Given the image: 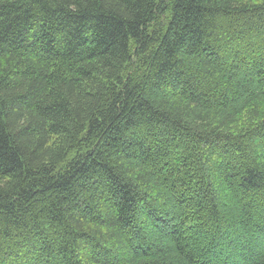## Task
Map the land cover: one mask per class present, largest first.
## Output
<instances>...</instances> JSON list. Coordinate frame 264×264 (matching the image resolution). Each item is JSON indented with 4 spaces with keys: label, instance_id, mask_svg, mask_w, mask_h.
<instances>
[{
    "label": "trees",
    "instance_id": "obj_1",
    "mask_svg": "<svg viewBox=\"0 0 264 264\" xmlns=\"http://www.w3.org/2000/svg\"><path fill=\"white\" fill-rule=\"evenodd\" d=\"M0 264H264V0H0Z\"/></svg>",
    "mask_w": 264,
    "mask_h": 264
}]
</instances>
